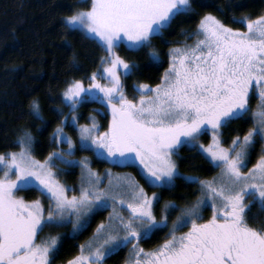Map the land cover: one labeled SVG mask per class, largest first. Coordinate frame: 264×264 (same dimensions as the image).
Listing matches in <instances>:
<instances>
[{"label":"snow or ice","instance_id":"obj_1","mask_svg":"<svg viewBox=\"0 0 264 264\" xmlns=\"http://www.w3.org/2000/svg\"><path fill=\"white\" fill-rule=\"evenodd\" d=\"M192 11L191 0H91L88 10L67 16L66 25L84 29L107 55L101 57L102 68L90 75L91 83L85 86L82 80H72L63 97L73 112V122L76 107L92 97L105 101L111 111L103 132L98 131L94 118L91 125L79 126L82 148L113 161L138 160L142 178L151 187L171 188L178 176L187 183L198 181L201 197L180 209L159 246L145 251L139 241L167 224V215L157 219L153 210L158 193L149 196L131 176L113 178L110 170L105 173L108 184L101 188V176L81 160L87 171L82 174L79 194L70 196V189L56 180L52 165L55 159L72 161L65 160L66 153L59 150L37 161L25 147L32 140L26 134L20 138L18 153L0 154V264H53L61 235L40 238L39 233L46 227L71 224L65 235H75L87 225L92 209L109 206L113 211L108 221L97 225L92 238L79 245L80 254L67 264H103L105 257L129 244L125 264H264V223L253 226L247 215L253 205L264 211V15L230 17L245 26L241 29L212 13L204 14L195 32H182L196 36L194 44L168 49V67L159 83L134 85L138 99H129L124 92L121 76L132 74L138 66L115 49L121 45L144 48L153 35H163L162 30L178 14ZM149 57L160 62L154 50ZM98 75L108 83L102 85ZM250 92L259 98L256 110H250ZM32 108L38 115L37 102ZM250 111L253 126L225 147L220 129L244 119ZM208 131L212 135L205 146L199 137ZM53 139L66 141L67 154H71L73 142L61 128ZM257 142L261 147L256 163L242 171ZM181 145L196 149L220 168L219 175L202 180L180 173L173 157ZM27 188L47 197V209L40 199L26 201L16 195ZM209 203L211 215L204 219L201 209ZM117 206L128 214L117 211ZM175 207L165 202L161 211L170 214ZM184 227L187 231L180 232Z\"/></svg>","mask_w":264,"mask_h":264},{"label":"trees","instance_id":"obj_2","mask_svg":"<svg viewBox=\"0 0 264 264\" xmlns=\"http://www.w3.org/2000/svg\"><path fill=\"white\" fill-rule=\"evenodd\" d=\"M191 3L194 11L178 14L170 27L162 30L163 35H153L146 47L135 50L121 45L116 48L117 54L138 66L132 74L122 78L124 92L129 99H135L138 95L134 85L145 83L154 86L160 82L164 69L168 67V49L193 43L197 37H188L182 32H195L204 14L212 13L230 27L241 29L245 26L233 23L230 17L246 15L255 19L264 15V0H191ZM90 6L91 0H0V154L18 151L21 148L20 138L26 134L32 138L31 154L36 160H45L57 148L53 135L64 118L70 115L69 106L63 97L67 84L79 79L87 86L91 83L90 75L102 67L101 57L107 55L98 40L88 38L82 29H72L66 25L67 16L75 11L88 10ZM150 50L158 53L159 63L150 59ZM97 80L104 81L99 75ZM34 101L39 106L38 115L32 108ZM83 104L87 115L95 112L94 106H103L95 101ZM250 104L253 109L255 102ZM252 126L250 111L244 119L233 120L221 128L224 146L227 147L234 136H242ZM66 129H70L72 134L76 132L69 124ZM210 140L209 132L199 137V141L205 144ZM258 147L259 142L254 145V149ZM255 150H252L253 158ZM83 153L94 155L91 150H80L78 155ZM174 157L179 172L184 176L209 180L218 174L219 168L187 145H181L179 154ZM92 161L99 170L112 166L117 171H130L146 189L158 193L159 201L154 204V213L157 219L162 214L167 215V224L154 231L150 238L140 240L145 250L159 246L167 238L180 209L195 204L201 195L198 181L187 183L178 176L171 188L151 187L145 183L137 165H111L96 157ZM67 174L69 183L76 186L80 175L79 166H72ZM16 195L26 201L40 199L43 204L48 201L35 188L21 189ZM169 201L176 206L175 209H170V214L162 213L163 205ZM247 215L249 224L253 226L259 227L264 223V211L256 205ZM104 219V211L96 213L90 224L76 235H65L69 233L68 227H54L51 234H60L62 243L53 264H66L77 256L79 245L92 238L97 225ZM47 234L49 232L43 231L39 236ZM128 250L127 247L118 249L105 257L103 264H125Z\"/></svg>","mask_w":264,"mask_h":264},{"label":"rangeland","instance_id":"obj_3","mask_svg":"<svg viewBox=\"0 0 264 264\" xmlns=\"http://www.w3.org/2000/svg\"><path fill=\"white\" fill-rule=\"evenodd\" d=\"M84 32L85 30L82 29ZM197 39V38H196ZM196 41V40H195ZM195 41L193 43H188V44H194ZM187 44V43H186ZM185 45V44H183ZM183 45H178V46H174V47H179V46H183ZM116 51V49H115ZM103 66V65H102ZM102 68V67H101ZM125 77V76H121V80L122 78ZM102 85L103 84H107L108 81L104 79V81L100 82ZM102 95V94H101ZM139 95L140 93L138 92V95L135 99H138L139 98ZM92 101H95V102H99L101 105L103 106H97V107H93L95 108V112H90L88 115L86 114V107L84 106L83 103H81L78 107H76L75 109V122H73V112L70 110V115L69 116H66L62 122V124L59 126V128L62 129V132H63V135L69 137L72 142H73V147L71 149V154L68 155V151H69V148H68V144L67 142H57V148L54 149L53 152L55 151H63L66 153L65 155V160H69V161H72V163H65L64 161L60 160V159H55L53 161V165H52V170L53 172L56 174L55 175V178L56 180L59 181L60 184L66 186V188L70 189V191H68V195H73V194H76L78 195L79 194V190H80V186H81V183H82V174L83 173H86L87 171V168H82L81 164L79 163L81 160H84L87 167L88 168H91L92 170H94L98 175L101 176L102 178V183L99 185V187L101 188H104L107 184H108V177L107 175H105V173L107 171H111L112 173V176L113 178H115L117 175H120V176H123L125 174L131 176L132 178H134L140 185H142L138 179H136L135 177V174L130 172V171H126V170H123V171H117L115 168H113L112 166H106L105 168H103L102 170H99L95 167V165L93 164V161L92 159L94 160V157H96L97 159L99 160H104V161H107L109 164L111 165H120V166H123L125 165L126 163H131V164H134V165H137L139 167V170L140 172L142 173L143 175V172H142V165L139 164V161H132V160H129V161H113V160H110V159H107L105 157H99L97 156L91 149H84L81 147V141H80V135H79V131H78V128L80 125H91L93 123V118H94V121L96 123V125L98 126V131L99 132H103L106 130L107 126H108V122L110 121L111 119V111L110 109L107 107V103L105 101H102V100H98V99H92L90 98L88 102H92ZM67 103V101H66ZM259 106V105H258ZM258 106L256 107V109L258 108ZM105 108V109H104ZM70 125L71 127H73V129L76 130L75 134H72L70 131V129H66V126L67 125ZM210 135L211 132L208 131ZM202 143V142H200ZM204 144L205 146L207 144L205 143H202ZM31 144L30 145H25V147L28 148L30 154H31ZM226 147V146H225ZM261 147V145H260ZM260 147H258L256 150H255V158L254 157V154H252L251 152V155L248 157V160H247V167L242 169V171H247L248 168H250L252 166V164L256 163L259 155H260ZM21 150V148L18 150V151H15V152H19ZM80 150H91L93 152L94 155H87L85 153L81 154V155H78V153L80 152ZM10 153H13V152H9ZM32 156V154H31ZM257 156V158H256ZM33 157V156H32ZM7 159H10L11 157L8 156L6 157ZM48 158V157H47ZM174 160L176 161V158L173 157ZM256 159L255 162H253V160ZM37 161H40V160H37ZM44 160L40 161V162H43ZM177 163V162H176ZM74 165H78L79 168H80V175H79V179H78V182H77V185L74 186L73 184L69 183V179H68V172L70 170V168ZM3 165H0V169H2ZM220 173V168H219V171H218V174L216 176H218ZM2 171H0V175H2ZM215 176V177H216ZM213 179V178H212ZM212 179H209V180H212ZM38 183V182H37ZM143 186V185H142ZM144 187V186H143ZM145 188V187H144ZM28 189V188H27ZM145 191L147 192V194L149 196H151V194L153 192H156V191H150L149 189H146L145 188ZM157 193V192H156ZM202 195V193H201ZM200 195V197H201ZM48 202H46V204H44L45 208L47 209V205H48ZM156 202H154L155 204ZM196 203V202H195ZM109 204H111V201H109ZM117 211H122L124 215H127V211L123 210V209H120L118 206H117ZM153 210H154V207H153ZM101 211H104L105 212V219L103 220V222H107L108 221V217H109V213H111L113 211V208L111 206L109 207H105V208H100V209H92L88 214H87V219H88V223L87 225L85 226V228L90 224L91 220H92V217L98 213V212H101ZM211 206H210V203L208 205H205L202 207L201 209V212H202V215L204 217V219H208L211 215ZM164 226V225H162ZM161 226V227H162ZM62 227H68V232H70L71 228H72V225L71 224H67L65 226H62ZM62 227H58V228H62ZM54 227H46L43 229L44 232H49V234L51 233V230L53 229ZM84 228V229H85ZM42 231V232H43ZM82 231V230H81ZM80 231V232H81ZM96 231V230H95ZM180 232H184V231H187V227H184V228H180L179 229ZM41 232V233H42ZM79 233V232H78ZM77 233V234H78ZM47 234V235H49ZM65 234V233H64ZM47 235H45L44 237H46ZM76 235V234H75ZM40 238H43L42 236H39ZM86 243V242H85ZM84 243V244H85ZM139 245L140 247L141 244H140V241H139ZM131 244H129L127 246V248H129L128 250V258L127 260L129 259L130 257V249H131ZM124 248V247H122ZM143 248V247H142ZM145 251H148V250H145ZM80 254V251L78 253V255ZM77 255V256H78ZM76 257V256H75ZM67 264V263H66Z\"/></svg>","mask_w":264,"mask_h":264},{"label":"flooded vegetation","instance_id":"obj_4","mask_svg":"<svg viewBox=\"0 0 264 264\" xmlns=\"http://www.w3.org/2000/svg\"><path fill=\"white\" fill-rule=\"evenodd\" d=\"M250 102H255L254 108L252 109V106L250 104ZM248 104L250 107V110H256V107L259 105V98L257 95L253 94L252 92H250V96H249V100H248ZM259 107V106H258ZM247 114V113H246Z\"/></svg>","mask_w":264,"mask_h":264}]
</instances>
